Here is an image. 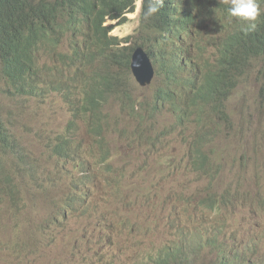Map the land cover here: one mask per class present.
Segmentation results:
<instances>
[{
    "label": "rangeland",
    "instance_id": "1",
    "mask_svg": "<svg viewBox=\"0 0 264 264\" xmlns=\"http://www.w3.org/2000/svg\"><path fill=\"white\" fill-rule=\"evenodd\" d=\"M138 2L141 3L137 0L136 10L127 14V21L114 28L112 35L125 37L137 32L141 12ZM201 36L205 43L197 39V46L208 45L213 55H218L217 31L209 27L203 29ZM63 46L60 44L54 53L45 55L43 46L38 50V58L43 57L42 63H50L48 77L53 81L68 77L67 68L50 62L52 58L71 57V52L65 53ZM161 55L157 49V57ZM190 55L201 59L200 52L194 48ZM216 60L219 58H211V61ZM162 63L160 61L159 65ZM97 64L104 66L99 60L90 65L84 73L86 80L101 74ZM261 66V60L254 59L244 67L237 86L226 100L227 117L220 121L215 114L205 111L200 140H195L197 136L191 138L195 127L181 129L177 114L172 110L167 108L165 112L166 109L155 107V85L159 88L165 85L162 76L157 77L154 87H146L140 86L130 71L127 74L129 84H122L115 94H107V264H153L167 247L173 246L176 253L184 250L187 243L186 251H192L190 258L195 264H212L220 253L231 254L233 259L244 253L246 259L257 263L264 261V96H261L264 82L259 74ZM92 83L98 86V78L92 79ZM44 87L45 83L39 86V94L17 96L19 99L10 93L0 94L2 115L17 141L14 150H5L0 145V175L3 176L0 178L4 179H0V264L84 263L86 260L82 261L81 255L87 256L88 263L96 260L106 264V241L100 244L102 234L106 238V100L98 105L102 127L94 125L90 117L79 120L78 126L73 127L74 105L57 89L43 92ZM104 89L97 87V91ZM166 89L175 90V82ZM128 96L132 97V102H127ZM137 101L140 104L134 110L132 105ZM213 117L217 121L211 128L209 122H213ZM81 128L84 129L80 131ZM59 135L76 136V146L71 144L76 151L75 162L68 155L62 161L54 150ZM197 147L210 158L211 176L201 172L204 166L197 162L193 152ZM19 151H23V154L20 152L22 158ZM79 171L84 175L86 172L88 177ZM5 175L12 179L9 181ZM71 179L76 180L72 182ZM214 202H218L216 208H213ZM48 228L53 231L49 233ZM91 230L96 232L93 234ZM200 236L209 238L210 248L199 244ZM187 264H191L190 259Z\"/></svg>",
    "mask_w": 264,
    "mask_h": 264
},
{
    "label": "trees",
    "instance_id": "2",
    "mask_svg": "<svg viewBox=\"0 0 264 264\" xmlns=\"http://www.w3.org/2000/svg\"><path fill=\"white\" fill-rule=\"evenodd\" d=\"M136 1L107 0V16L119 17L126 21L127 17L124 15L135 10ZM258 1L262 15L255 30L245 31L248 25L237 23L235 18L229 17V5L222 0H165V5L159 13L147 20L143 19L142 15L147 7V0H143L139 33L119 39L109 36L110 27H107V88L112 90H108L107 94L117 93L122 84H129L127 73L130 74L135 46L143 45L149 51H152L153 46L162 54L157 58L158 62H155V53L152 54L156 74L158 77L162 76L165 82V85L156 91L154 105L172 110L178 119L179 109L185 110V115L180 119L186 121L188 126L195 127L194 135L198 137L195 140H200L202 137L199 132L205 111L217 115L220 121L227 117L226 100L237 86L244 73V67L254 59L262 55L264 57V0ZM105 21L106 0H0V93L27 96L41 93L39 86L43 83V92L47 91L49 85H57L66 101L75 107L73 118H77L71 121V126H74L73 123L77 125L79 120H85L87 117H92L91 121L95 124L101 123L98 105L105 101L106 90L97 91V87L106 88ZM204 23L206 30L210 27L217 31L218 55L213 57H218L219 60L213 62L205 60L204 48L197 46V39L202 44L205 43L201 36ZM63 38L70 42V45L63 43L65 53L71 52V57L65 56L70 75L65 81L57 84L48 77V71H51L50 63H42V60H39L38 50L41 45L43 55L54 53ZM194 41L196 43H193ZM191 48L200 52L201 59L190 55ZM88 59L90 64L87 65L85 73L87 68L94 64V59L99 60L105 67L97 64L101 74L95 75L94 78L89 76L87 81L90 85L83 88L77 86V82L82 74L80 68ZM181 59L184 60L182 70ZM160 61L163 63L158 68ZM43 66L46 68L43 69ZM180 73H186L189 77L187 84L184 82L182 86L184 90L189 89V93L186 95L184 92L186 98L177 102L167 99L174 91L164 90L173 85ZM259 74L264 82V62ZM95 78H98V86L92 83ZM127 94L128 91L125 96ZM128 99V102H132L131 96H128ZM146 102L148 104L149 101ZM139 104L137 101L135 108ZM214 121H217L216 117H213ZM9 133L11 134L0 107V144L4 149L17 146V142ZM64 139L67 140L65 145L69 142L73 145L75 143V137L71 135ZM68 154L72 160L76 151L71 150ZM201 172L206 176L211 175V169L203 168ZM217 204L218 202H214L213 208H216ZM206 241L207 238H203L199 244H205ZM173 250V246L167 247L164 253H159L153 264H172L177 260L185 261L189 257L186 251L174 253ZM225 256L228 258V255ZM238 262L264 264V261L257 263L246 259L244 253L243 256L235 258L233 264H240Z\"/></svg>",
    "mask_w": 264,
    "mask_h": 264
},
{
    "label": "bare ground",
    "instance_id": "3",
    "mask_svg": "<svg viewBox=\"0 0 264 264\" xmlns=\"http://www.w3.org/2000/svg\"><path fill=\"white\" fill-rule=\"evenodd\" d=\"M137 2V1H136ZM140 2L141 3H139L138 2V5H140L141 4V9H142V2H143V0H140ZM259 2V1H258ZM135 10H136V3H135ZM134 10V11H135ZM134 11H132V12H134ZM132 12H129V13H132ZM127 14L128 13H126L124 16H126L127 17ZM140 14H141V12H140ZM140 18V17H139ZM109 21H116L114 24H109L108 22ZM127 21V20H126ZM126 21H123L121 18H119V17H117V18H111L110 16H107V27H110V30H109V32H108V35L109 36H112V37H118L119 39H121L122 37H119V36H115V35H112L111 34V32H112V30L114 29V28H116V27H118V26H120V25H122V24H124ZM104 25L106 26V21L104 22ZM205 29L206 28V26H205V24H203L202 25V27H201V29ZM136 33H139V27H138V29H137V32ZM135 33V34H136ZM134 34V35H135ZM129 36H132V35H129ZM64 42H62L61 44H63ZM66 44H68V45H70V42L68 41ZM42 46L40 45V48H41ZM204 51H205V60H207V61H211V58H214L213 57V53H212V51L210 50V48H209V46L207 45L206 47H204ZM137 53V49H135L134 50V52H133V54H132V58H131V64H132V62H133V58L135 57V54ZM155 53V50L153 49L151 52H150V54L152 55V54H154ZM76 56H79V55H76ZM80 57V56H79ZM257 59H260L261 60V62H262V64H263V62H264V57H263V55L262 56H260V57H258ZM39 60H43V57H41V58H39ZM98 60L97 59H94L93 61H92V63L93 62H97ZM50 62H55V63H57V64H59L61 67H65V68H67V66H66V64H65V60H61V59H58V58H52L51 59V61ZM155 62H158V60L155 58ZM184 62V60L183 59H181L180 60V63H181V65H180V68H181V70H182V63ZM211 62H213V61H211ZM88 64H90V62H89V59L88 60H86V62L84 63V64H82V66H81V68L80 69H82V74L79 76V80H78V82H77V86H82L83 88L85 87V85L86 84H89L88 83V81L86 80V78H85V75H84V73H85V70H86V67H87V65ZM131 64H130V71L132 72V68H131ZM153 70H154V75H156V68H155V65H154V67H153ZM67 71H68V69H67ZM190 71H191V68H190ZM128 74V73H127ZM132 74L134 75V73L132 72ZM69 71H68V77L67 78H69ZM134 77H135V79H136V76L134 75ZM20 78H21V76H20ZM67 78H64V77H59V78H56L53 82L54 83H57V84H60L61 82H63V81H65ZM180 78H181V81H182V83H184V80H183V77H182V75H181V73H180ZM18 80V79H17ZM20 80V79H19ZM1 82V81H0ZM4 83V82H3ZM5 85V84H4ZM90 85V84H89ZM141 86H143V85H141ZM146 86V85H145ZM156 86V90L159 88V86L158 85H155ZM16 88V87H15ZM53 88H55V89H57V91L58 92H60V93H62V91H60L59 90V88H58V86L57 85H49L48 87H47V90H49V89H53ZM264 88V87H263ZM17 89V88H16ZM155 89V88H154ZM183 91L186 93V95L189 93V89H183ZM16 93V92H15ZM18 94V93H17ZM16 94V95H17ZM113 94H115L114 92H113ZM62 95V94H61ZM19 96L21 97V95L19 94ZM13 97V96H12ZM15 97H17V96H14L13 98H15ZM108 97V96H107ZM17 99H19L18 97H17ZM23 99V98H22ZM105 100H106V98H105ZM18 100H16V102H17ZM21 101V100H20ZM19 102V101H18ZM22 102V101H21ZM128 102V101H127ZM129 103V102H128ZM16 104H18V103H16ZM20 104H22V103H20ZM166 104V103H165ZM38 105V104H37ZM35 106H36V104H35ZM129 106V105H128ZM131 106V105H130ZM133 106V105H132ZM156 106H159L158 104L157 105H155V107ZM18 107V106H17ZM16 107V108H17ZM38 108H39V106H37ZM21 108V107H20ZM34 108V107H33ZM124 108V107H123ZM129 108H131V107H129ZM133 108V107H132ZM132 108H131V110H132ZM122 109V108H121ZM125 109V108H124ZM126 109H127V107H126ZM125 109V110H126ZM20 110V109H19ZM36 111H37V108L35 109ZM39 110H40V108H39ZM127 111H128V109H127ZM129 111H130V109H129ZM128 111V112H129ZM141 111H143V110H141ZM17 112H18V109H17ZM38 112V111H37ZM127 112V113H128ZM131 112V111H130ZM134 112V111H133ZM133 112H132V114H133ZM150 112V111H149ZM148 112V113H149ZM165 112H167V109H166V111ZM40 113V112H39ZM38 113V114H39ZM96 113H98V112H96ZM126 113V114H127ZM141 113V112H140ZM185 113H186V111L185 110H183V109H179V112H178V115H179V119L177 120V123L181 126V129L182 128H187L188 127V125H187V122L186 121H182L180 118L181 117H183L184 115H185ZM15 114V113H14ZM136 114V113H135ZM142 114H144V113H142ZM187 114H188V117L190 118V114H189V112H187ZM95 115V114H94ZM141 116V114H138V116ZM146 115V114H145ZM38 116V115H37ZM67 116V115H66ZM65 116V117H66ZM91 116V115H90ZM96 116V115H95ZM133 116H134V114H133ZM137 116V115H136ZM142 116H144V115H142ZM217 116V115H216ZM69 117H71V116H69ZM76 117V116H75ZM74 117V118H75ZM78 117H79V115H78ZM81 117V116H80ZM85 117V116H84ZM135 117V116H134ZM146 117H147V115H146ZM218 117V116H217ZM38 118V117H37ZM72 118H73V116H72ZM73 118V119H74ZM77 118V117H76ZM92 118V117H91ZM96 118V117H95ZM98 118V117H97ZM96 118V119H97ZM102 118V117H101ZM139 118V117H138ZM142 118L143 117H141V119L140 120H142ZM144 118H145V116H144ZM178 118V117H177ZM69 118H68V116H67V120H68ZM82 119V118H81ZM100 119V118H99ZM146 119V118H145ZM31 120H33V119H31ZM92 120V119H91ZM93 120H95V119H93ZM147 120V119H146ZM145 120V121H146ZM100 121V120H99ZM55 122H57V121H55ZM75 122V121H74ZM77 122V121H76ZM75 122V123H76ZM94 122H96V121H94ZM100 122H102V120L100 121ZM214 122H216V121H214ZM214 122H209V125H210V127L211 128H213V123ZM32 124V123H31ZM54 124V123H53ZM52 124V125H53ZM77 124V123H76ZM93 124V123H92ZM91 124V125H92ZM96 124H99V126L100 127H102L100 124L101 123H96ZM66 125V124H65ZM73 125H75L74 123H73ZM80 125V124H79ZM82 125V124H81ZM90 125V124H89ZM94 125H95V123H94ZM36 126V125H35ZM57 126V125H56ZM70 126V125H69ZM78 126V125H77ZM73 127H76V126H73ZM91 127V126H90ZM93 127V126H92ZM104 127V126H103ZM53 128H55V126L53 127ZM65 128V127H64ZM85 128V127H84ZM84 128H81L80 129V131L82 130V129H84ZM8 129V128H7ZM49 129V128H48ZM58 129V128H57ZM57 129H55V130H57ZM74 129V128H73ZM79 129V128H78ZM87 129V128H86ZM85 129V130H86ZM100 129H102V128H100ZM59 130V129H58ZM65 130H67L66 128H65ZM70 130H71V128H70ZM90 130H92V131H94L93 129H90ZM90 130H88V133H89V131ZM136 130V129H135ZM134 130V131H135ZM64 131V130H63ZM79 131V130H78ZM91 131V132H92ZM137 131V130H136ZM52 132H54V131H52ZM67 132H70L71 133V131H67ZM73 132V131H72ZM87 132V131H86ZM123 132V131H122ZM121 132V133H122ZM126 132V131H125ZM124 132V133H125ZM12 133V132H11ZM34 133V132H33ZM45 133H48V131L47 132H45ZM76 133V132H75ZM78 133V132H77ZM75 134V135H77L78 136V134ZM92 133H95V132H92ZM91 133V134H92ZM138 133H140V131H138ZM11 134L9 133V136H10ZM49 135V134H48ZM73 135V134H72ZM71 135V136H72ZM81 135H82V133H81ZM88 135V134H87ZM123 135V134H122ZM127 135H129V134H127ZM67 136V135H66ZM74 136V135H73ZM80 136V135H79ZM82 136H84V135H82ZM125 136V135H124ZM209 137L211 136L210 134L208 135ZM48 137V136H47ZM59 137V136H58ZM76 137V136H75ZM85 137H87L88 138V136H85ZM85 137H81V138H85ZM127 137V136H126ZM126 137H124L125 138V140H127V141H130V140H128V139H126ZM129 137H130V135H129ZM128 137V138H129ZM6 138V137H5ZM8 138V137H7ZM12 138V137H11ZM55 138V137H54ZM62 138V137H61ZM65 137H63V140H61L59 143H60V146L59 147H57V148H55L54 150H56V152L61 156V159H62V161H63V158L72 150V152H74L73 151V149H75V148H72V146H71V143L69 142V143H67L66 145H65V143H66V141L67 140H65L64 139ZM86 138V139H87ZM144 138V137H143ZM9 139V138H8ZM29 139V138H28ZM42 139H44L43 137H42ZM140 139V138H139ZM55 140V139H54ZM57 140V139H56ZM71 140V139H70ZM81 140H83V139H81ZM88 140V139H87ZM94 140V139H93ZM121 140H122V138H121ZM141 140H142V138H141ZM147 140V139H146ZM10 141V140H9ZM24 141V140H23ZM43 141V140H42ZM90 141V140H89ZM99 141V140H98ZM136 141H137V139H136ZM148 141V140H147ZM26 142V141H25ZM38 142V141H37ZM57 142H58V140H57ZM73 142H75V141H73ZM139 142V141H138ZM13 143V142H12ZM24 143V142H23ZM81 143H82V141H81ZM99 143V142H98ZM120 143V142H119ZM127 143V142H126ZM129 143V142H128ZM142 143H144L143 141H142ZM29 144V143H28ZM50 144H51V142H50ZM49 144V145H50ZM52 144H53V142H52ZM121 144V143H120ZM125 144V143H124ZM130 144V143H129ZM141 144V143H140ZM27 145V144H26ZM42 145V144H41ZM48 145V146H49ZM77 145H79V144H77ZM100 145V144H99ZM98 145V146H99ZM35 146V145H34ZM45 146V145H44ZM76 145L74 144V146L73 147H75ZM98 146H96V148L98 147ZM119 146H121V145H119ZM122 146H124V145H122ZM20 147H22V146H20ZM26 147H28V146H26ZM49 147H51L52 148V146H49ZM55 147V146H54ZM126 147H128L127 145H126ZM19 148V147H18ZM25 148V147H24ZM29 148V147H28ZM95 148V149H96ZM131 148V147H130ZM21 150V149H20ZM29 150V149H28ZM44 150H46V149H44ZM52 150V149H51ZM92 150H93V148H92ZM129 150V149H128ZM132 150V149H131ZM24 151V150H23ZM23 151L21 152V151H19V153L21 152L22 154H23ZM25 151H27V150H25ZM24 151V152H25ZM96 151V150H95ZM126 151V150H125ZM135 151V150H134ZM53 152V151H52ZM55 152V151H54ZM91 152H94V150L93 151H91ZM129 152V151H128ZM194 153H195V155L197 156V162L199 163V164H202L203 166H204V169H210L209 168V166H210V164H209V160H210V158H209V156L207 155V154H205L204 152H201L200 150H199V147H197L196 148V150L195 151H193ZM21 153H20V157L22 158V156H21ZM27 153H28V151H27ZM51 153V152H50ZM141 153V152H140ZM26 154V153H25ZM44 154H47V153H44ZM43 154V155H44ZM54 154H56V153H54ZM73 154H75V153H73ZM72 154V155H73ZM106 154V153H105ZM9 155H10V152H9ZM12 155H14V154H12ZM71 155V154H70ZM88 155V154H87ZM92 156H93V154H91ZM98 155H100V154H98ZM18 156V155H17ZM27 156H28V154H27ZM31 156V155H30ZM41 156V155H40ZM59 156V157H60ZM68 156H69V154H68ZM102 156V155H101ZM104 156V155H103ZM9 157V156H8ZM13 157V156H12ZM11 157V158H12ZM24 157H26V156H24ZM49 157V156H48ZM52 157H53V155H52ZM70 157V156H69ZM14 158V157H13ZM12 158V159H13ZM28 158V157H27ZM41 158V157H40ZM55 158V157H54ZM73 158V157H72ZM95 158H96V156H95ZM95 158H94V160H95ZM32 159V158H31ZM65 159V158H64ZM68 159V158H67ZM75 159V158H74ZM74 159H72V161L74 160ZM77 159V158H76ZM83 159V158H82ZM123 159V158H122ZM121 159V160H122ZM3 160H4V158H3ZM6 160H7V158H6ZM5 160V161H6ZM25 160V159H24ZM27 160V159H26ZM34 160V159H33ZM38 160V159H37ZM41 160V159H40ZM70 160H71V158H70ZM80 160V159H79ZM92 160V159H91ZM99 160V159H98ZM8 161V160H7ZM31 161V160H30ZM61 161V160H60ZM76 161V160H75ZM74 161V162H75ZM78 161V160H77ZM19 162H21V161H19ZM24 162V161H23ZM37 162V161H36ZM40 162V161H39ZM85 162V161H84ZM87 163H88V161H86ZM90 162V161H89ZM105 162V161H104ZM122 162V161H121ZM4 163V165H5V162H3ZM9 163H11V162H9ZM9 163H7V164H9ZM12 163H13V160H12ZM11 163V164H12ZM33 163V162H32ZM41 163V162H40ZM39 163V164H40ZM60 163V162H59ZM86 163V164H87ZM91 163V162H90ZM100 163H102V161L100 162ZM16 164H17V162H16ZM15 164V165H16ZM38 164V163H37ZM56 164H57V162H56ZM70 164H73V163H71L70 162ZM82 164V163H81ZM92 164V163H91ZM90 164V165H91ZM95 164L97 165V163L95 162ZM123 164H125V162L123 163ZM20 165V164H19ZM29 165V167H30V164H28ZM59 164H57V166H58ZM61 165V164H60ZM74 165V164H73ZM72 165V166H73ZM88 165V164H87ZM6 166V165H5ZM11 166V165H10ZM14 166V165H13ZM12 166V167H13ZM17 167H18V165H16ZM32 166V165H31ZM38 166V165H37ZM41 166V165H40ZM39 166V167H40ZM71 166V167H72ZM75 166V165H74ZM81 166V165H80ZM98 166V165H97ZM109 166V165H108ZM36 167V166H35ZM42 167V166H41ZM59 167V166H58ZM77 167V166H76ZM85 167V166H84ZM8 168V167H7ZM21 168V167H20ZM25 168V167H24ZM52 168V167H51ZM92 168V167H91ZM91 168H90V170L89 171H91ZM19 169V168H18ZM23 169V168H22ZM26 169V168H25ZM37 169H39L38 167H37ZM41 169H43V168H41ZM45 169V168H44ZM43 169V170H44ZM47 169V168H46ZM61 169V168H60ZM63 169V168H62ZM81 169H83V168H81ZM87 169H88V167H87ZM86 169V170H87ZM7 170V169H6ZM8 170L12 173V171L10 170V168H8ZM7 170V171H8ZM13 170V169H12ZM24 170V169H23ZM27 170V169H26ZM31 170V169H30ZM71 170H72V168H71ZM2 171H4V170H2ZM6 171V172H7ZM36 171V170H35ZM40 171V170H39ZM77 171V170H76ZM88 171V170H87ZM10 172H8L9 174H7V175H10ZM79 172H83V171H79ZM204 172V171H203ZM16 173V172H15ZM23 173H25V172H23ZM40 173V172H39ZM48 173H50V171L48 172ZM53 173H54V171H53ZM77 173V172H76ZM22 174V173H21ZM26 174V173H25ZM35 174V173H34ZM41 174H42V172H41ZM55 174V173H54ZM83 174V173H82ZM93 174V173H92ZM97 174V173H96ZM7 175H5L4 177L6 178V176ZM11 175H13V174H11ZM15 175H17V174H15ZM37 175H38V172H37ZM37 175H34V177L35 176H37ZM48 175V174H47ZM84 175V174H83ZM82 175V176H83ZM85 175L87 176V174H86V172H85ZM84 175V176H85ZM24 176V175H23ZM27 176V175H26ZM41 176V175H40ZM79 176V175H78ZM211 176V175H210ZM0 177H3L2 175H0ZM8 177V176H7ZM12 177V176H11ZM33 177V176H32ZM51 177V176H50ZM88 177V176H87ZM90 177V176H89ZM9 178V177H8ZM15 178V177H14ZM39 178H41V177H39ZM38 178V179H39ZM49 178V177H48ZM47 178V179H48ZM78 178V177H77ZM0 179H3V178H0ZM10 179H12V178H9V181H10ZM33 179V178H32ZM52 179V178H51ZM79 179H80V177H79ZM79 179H77V180H79ZM84 179V178H83ZM105 179V178H104ZM149 179H151V178H149ZM4 180V179H3ZM5 180H7V179H5ZM42 180V179H41ZM72 180V179H71ZM76 180V179H75ZM74 180V181H75ZM81 180V179H80ZM106 180V179H105ZM152 180V179H151ZM14 181H15V179H14ZM17 181V180H16ZM32 181H34V180H32ZM39 180H37V182H38ZM43 181V180H42ZM47 181H50V179H48ZM46 181V182H47ZM70 181V180H69ZM73 180H72V182H74ZM82 181V180H81ZM4 182V181H3ZM8 182V181H7ZM35 182V181H34ZM34 182L32 183V185L34 186L35 184H34ZM52 181H50V184H52L51 183ZM72 182H70L71 184H72ZM100 182V181H99ZM5 183V182H4ZM16 183V182H15ZM15 183H13V185L15 184ZM36 183V182H35ZM42 183H44V182H42ZM68 183V182H67ZM76 183V182H75ZM153 183V182H152ZM155 183V182H154ZM19 184V183H18ZM38 184V183H37ZM45 184V183H44ZM43 184V185H44ZM70 184V185H71ZM1 185H4L3 183L1 184ZM67 185V184H66ZM155 185V184H154ZM11 186V185H10ZM18 186V185H17ZM17 186H15V187H17ZM37 186V185H36ZM39 186V185H38ZM45 187H46V184L44 185ZM102 186V185H101ZM101 186H99L100 188H101ZM5 187V186H4ZM12 187V186H11ZM10 187V188H11ZM15 187H14V189H15ZM42 187V186H41ZM47 187H48V185H47ZM53 187V186H52ZM36 188V187H35ZM49 188V187H48ZM97 188V187H96ZM100 188H99V190H100ZM154 188V187H153ZM39 189H41V188H39ZM43 189V188H42ZM47 189V188H46ZM52 189V188H51ZM151 189H152V187H151ZM156 189H157V187H156ZM13 190V189H12ZM23 190V189H22ZM35 190V189H34ZM44 191H46L45 190V188L43 189ZM98 190V191H99ZM118 190V189H117ZM122 190V189H121ZM245 190H247V189H245ZM25 191V190H24ZM43 191V192H44ZM96 191V190H95ZM119 191V190H118ZM28 192V191H27ZM36 191H34V193H35ZM39 192V191H38ZM47 192H49V191H47ZM102 192V191H101ZM239 192H240V190H239ZM239 192H238V194H239ZM24 193V192H23ZM29 193V192H28ZM37 193V192H36ZM103 193H105V191L103 192ZM6 193L4 192V195H5ZM20 194V193H19ZM27 194V193H26ZM242 194V193H241ZM28 195H30V194H28ZM100 195V194H99ZM9 196V195H8ZM19 196H21V195H19ZM48 196V195H47ZM98 196V195H97ZM236 196H238V195H236ZM22 197H25V196H22ZM256 197H257V195H256ZM12 198V197H11ZM21 198V197H20ZM19 198V199H20ZM7 199H9V198H7ZM26 199V198H25ZM86 199V198H85ZM22 200V199H21ZM27 200H28V198H27ZM26 200V202H28ZM83 200V199H82ZM7 201V200H6ZM19 201V200H18ZM10 202V201H9ZM13 202V201H12ZM12 202H10V203H12ZM20 202V201H19ZM25 202V203H26ZM85 202V201H84ZM27 204V203H26ZM84 204V203H83ZM23 205V204H22ZM262 206V205H261ZM52 209H54V208H52ZM50 210H51V208H50ZM56 211H58V210H56ZM110 211V210H109ZM30 212H32V211H30ZM52 212V211H51ZM54 213V212H53ZM30 215V214H29ZM56 215V214H55ZM65 215V214H64ZM29 217V216H28ZM54 217V216H53ZM49 218H50V216H49ZM55 218H57V217H55ZM54 219V218H53ZM30 220V219H29ZM46 220V219H45ZM44 220V221H45ZM32 221V220H31ZM42 221V220H41ZM57 221V220H56ZM59 221V220H58ZM64 221V220H63ZM62 222V221H61ZM120 222V221H119ZM30 223V222H29ZM58 223V222H57ZM110 223V222H109ZM117 223V222H116ZM137 223H139V222H137ZM32 224V223H31ZM49 224V223H48ZM47 224V225H48ZM51 224V223H50ZM52 224H53V222H52ZM63 224H64V222H63ZM102 224V223H101ZM104 224V223H103ZM119 224V223H118ZM38 225V224H37ZM46 225V226H47ZM55 225H56V223H55ZM94 225H97V224H94ZM99 225V224H98ZM141 225V224H140ZM34 226V225H33ZM39 226V225H38ZM50 226V225H49ZM136 226V225H135ZM48 227V226H47ZM53 227V226H52ZM56 227V226H55ZM61 227V226H60ZM98 227V226H97ZM102 227H104V226H102ZM109 227V226H108ZM110 227H111V225H110ZM109 227V228H110ZM62 228H63V226H62ZM96 228V227H95ZM114 228H115V226H114ZM49 229V228H48ZM47 229V230H48ZM57 229V228H56ZM58 229H59V226H58ZM61 229V228H60ZM92 229H94V227L92 228ZM103 229V228H102ZM50 230L51 229H49V233H50ZM64 230V229H63ZM100 230V229H99ZM45 231V230H44ZM53 230H51V232H52ZM56 231V230H55ZM60 231V230H59ZM62 231V230H61ZM92 232H93V230H91ZM98 231V230H97ZM105 231H106V229H105ZM104 231V232H105ZM110 231V230H109ZM113 231V230H112ZM28 232V231H27ZM46 232V231H45ZM57 232V231H56ZM94 232H96V231H94ZM94 232H93V234H94ZM99 232V231H98ZM103 232V233H104ZM47 233V232H46ZM48 233V234H49ZM54 233V232H53ZM26 234V233H25ZM25 234H23V235H25ZM56 234V233H55ZM54 234V235H55ZM92 234V235H93ZM106 234V233H105ZM107 234H109L108 232H107ZM52 235V234H51ZM49 236V235H48ZM99 236V235H98ZM51 237V236H50ZM53 237V236H52ZM86 237V236H85ZM94 237V236H93ZM92 237V238H93ZM89 238V237H88ZM21 239H23V238H21ZM90 239H91V237H90ZM97 239V238H96ZM100 239V238H99ZM83 241V240H82ZM99 241V240H98ZM105 241H106V238L104 237V234H102V237H101V239H100V244H102V243H105ZM85 242H86V240H85ZM38 247V246H37ZM43 247H45V246H43ZM187 247H188V243H187V245L185 246V248H184V250L186 251V249H187ZM41 250V249H40ZM39 250V251H40ZM27 252V251H26ZM5 256V255H4ZM3 257V256H2ZM5 258V257H4ZM4 258H3V260H4ZM2 259V258H1ZM94 262H96V260L94 261ZM99 264H103L102 262H100Z\"/></svg>",
    "mask_w": 264,
    "mask_h": 264
},
{
    "label": "clouds",
    "instance_id": "4",
    "mask_svg": "<svg viewBox=\"0 0 264 264\" xmlns=\"http://www.w3.org/2000/svg\"><path fill=\"white\" fill-rule=\"evenodd\" d=\"M222 2L223 3H227L229 5V7L227 9L229 17L235 18L237 23H242V24H247L248 25V27L245 29V31L255 30V28L257 26V22H258L260 16L262 15V11H261L260 5L258 3V0H222ZM164 5H165V0H147V7H146L145 10H143V13H142L143 19L147 20V19L155 16L164 7ZM263 10H264V8H263ZM138 48H142L144 50V52L147 54L148 58L150 59V61L153 63V66H154V61H153L154 60V56L150 54L151 51H149L147 47H145L143 45H139V44L135 46V49H138ZM151 49L152 50L155 49V57L157 59L158 58L157 57V48L151 46ZM157 65H158V68H159V64H157ZM113 69H114V67H113ZM181 75L183 77L184 82L187 84V80L189 79V77L186 75V73H181ZM157 77H158V74H156L154 76L153 81L151 83V86L154 87V83H155ZM148 86H150V85H148ZM148 86H146V87H148ZM175 86H176L175 90H170V92L174 91V94L173 95L170 94V95H172L171 97L167 96V99H171V100H174V101H177V102H179L181 99L184 100L186 98V95H185V93L183 91L184 87H182V86H184V85H183V83L181 81L180 76L176 79ZM164 91H168L169 92V89H165ZM0 94L5 95V93H0ZM110 94H112V92H109V95ZM13 95L14 96H19V95H16V94H13ZM133 109L134 110L136 109L135 108V104L133 105ZM73 116H74V114H73ZM3 119H4V122H5L6 126H8L6 121H5L4 116H3ZM202 122H203V120H202ZM202 122H201V126H202ZM61 137H66V135H59V137H58L59 141H60ZM194 137H195V135H194V132H193V135L191 136V138L194 139ZM12 139L14 141H16L14 136H13V134H12ZM58 145H59V142H58ZM58 145H55V148H57ZM1 147H2V145H1ZM15 148L16 147L8 149V150H14ZM5 150H7V149H5ZM67 155L64 158H66ZM199 238L201 240L204 237L200 236ZM206 238H207L206 243L203 244L202 242H200V245L202 247L210 248L211 244L209 243V238L208 237H206ZM181 251H185V250H179L176 253H179ZM186 252L189 255L187 260H185V261L177 260V262H173L172 264H187L189 259L191 261V264H195V260L193 262V260L190 258V256H192V251H186ZM225 254L226 253L218 254L216 256V260L212 264H233L234 263V259L231 257V254L228 255V258L225 256ZM81 260L82 261L86 260V261L84 263H76V264H99L100 263V261H96L95 263H88V258H87L86 255H81ZM238 263L243 264L241 262H238ZM73 264H75V262H73ZM246 264H248V263H246Z\"/></svg>",
    "mask_w": 264,
    "mask_h": 264
},
{
    "label": "water",
    "instance_id": "5",
    "mask_svg": "<svg viewBox=\"0 0 264 264\" xmlns=\"http://www.w3.org/2000/svg\"><path fill=\"white\" fill-rule=\"evenodd\" d=\"M153 63L148 58L147 54L142 48L137 49V53L133 58L131 64L132 72L136 76V81L139 85H151L154 78Z\"/></svg>",
    "mask_w": 264,
    "mask_h": 264
}]
</instances>
